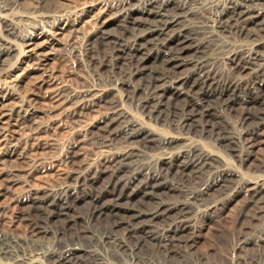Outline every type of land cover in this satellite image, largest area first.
Segmentation results:
<instances>
[{
  "label": "bare ground",
  "instance_id": "1",
  "mask_svg": "<svg viewBox=\"0 0 264 264\" xmlns=\"http://www.w3.org/2000/svg\"><path fill=\"white\" fill-rule=\"evenodd\" d=\"M17 1L0 0V58L30 50L40 35L39 28L34 36L22 35L21 23L28 20L5 14ZM40 20L52 26L66 16L49 13ZM97 45L105 46L104 56ZM85 56L106 79L98 88L76 91L69 101L78 117L92 108L104 111L91 139L109 149L107 166L72 171L71 183L56 194L34 193L39 217L33 232L53 242L28 255L24 245L0 235V264L108 263L94 253L96 247L118 256L115 264H152L148 246L163 257L159 264L177 259L198 264L191 259L197 220L219 216L225 201L239 194L248 196L249 210L264 199V179H244L216 152L245 165L264 126L263 120L251 125L249 111L236 119L224 116L237 105L245 110L264 100V0H126L94 30ZM220 62L221 80L216 76ZM155 67L160 70L154 72ZM186 67L190 71L182 73ZM190 82L195 88L188 87ZM170 93L186 104L169 105ZM12 99L0 101V118ZM124 101L141 120L131 116ZM12 110L25 113L28 107ZM13 138L0 137V150L6 148L10 156L17 153ZM175 168L188 180H169ZM104 177L109 179L105 185ZM197 182L202 184L196 187ZM254 244L264 246V235Z\"/></svg>",
  "mask_w": 264,
  "mask_h": 264
},
{
  "label": "rangeland",
  "instance_id": "2",
  "mask_svg": "<svg viewBox=\"0 0 264 264\" xmlns=\"http://www.w3.org/2000/svg\"><path fill=\"white\" fill-rule=\"evenodd\" d=\"M124 1L126 0H18L12 5L13 11L5 13L28 20L21 23L22 35L34 36V28H39L37 33L40 32L30 50L20 48V51L0 58V101L5 96H14V100H10L6 107L9 109L6 116L0 118V137H14L12 141L18 145L15 155H7V149L4 147L0 150V235L24 245L28 255L35 252L40 245L47 246L53 242L52 238H43L33 232V226L39 217L38 209L32 202L34 193L38 191L40 196L50 192L56 194L64 184L71 183L70 176L79 169L90 166L96 171H103L107 166L106 152H109V149L97 145L96 141L91 139L104 111L92 108L83 111L78 117L72 108L74 104L69 100L72 95L79 93L76 91H90L103 85L106 77L100 78L88 64L85 55L94 30L96 31ZM49 13L63 14L66 20L62 24L56 22L48 26L40 19ZM30 18L32 19L29 20ZM41 23L44 26H41ZM28 24H31L30 27ZM118 31L122 33L121 29ZM96 48L98 54L105 55V46L97 45ZM155 68L154 72L160 70V67ZM189 69L191 68L186 67L180 71L185 73ZM217 69V79L221 80L224 77L222 62L218 63ZM247 73L250 74L251 71ZM188 85L190 88L195 86L193 82ZM244 89L240 92H246ZM121 94L125 97L124 91ZM169 99L168 103L172 107L180 108L186 104L185 100H177L171 93ZM237 103L240 104V100ZM211 105L219 108V102L216 100H213ZM14 106H27L28 111H14ZM125 107L131 116L141 120L142 117L130 102H125ZM263 109L264 100H261L245 110L237 105L224 116L226 120L236 119L241 112L249 111L251 125L260 120H263L264 124ZM152 129L156 130L154 127ZM260 132L245 165L224 151H216L206 142L201 145L205 149L212 148L219 152L226 164L236 169L244 179L255 183L264 179V126ZM169 176V180L175 182L181 178L188 180L176 168ZM108 181L109 179L104 177L102 184L105 185ZM201 184L197 182L196 187ZM95 191L98 192L99 189H94ZM110 191L113 192L112 188ZM228 200L225 201L226 205L219 216L197 220L199 235L191 252V259L198 264H264V246L254 244L264 235V199L257 208L260 211L247 208L249 201L244 193ZM246 242L250 243L243 248ZM84 243L89 245L87 240ZM96 249L92 248L96 251L94 253L99 252L98 254L107 260L108 263L105 264H115V260H120L110 250L106 251L101 247ZM146 252L154 264L163 260L161 255L154 252L152 246H148ZM183 260L177 259L172 264H184ZM87 261L88 264L91 263L90 260ZM34 264L43 263L35 260Z\"/></svg>",
  "mask_w": 264,
  "mask_h": 264
}]
</instances>
